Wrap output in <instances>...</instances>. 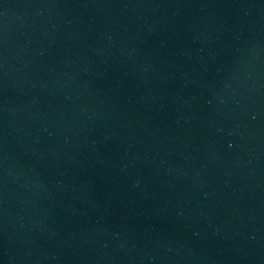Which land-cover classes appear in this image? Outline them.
I'll list each match as a JSON object with an SVG mask.
<instances>
[{
	"label": "water",
	"instance_id": "1",
	"mask_svg": "<svg viewBox=\"0 0 264 264\" xmlns=\"http://www.w3.org/2000/svg\"><path fill=\"white\" fill-rule=\"evenodd\" d=\"M0 264H264V0H0Z\"/></svg>",
	"mask_w": 264,
	"mask_h": 264
}]
</instances>
